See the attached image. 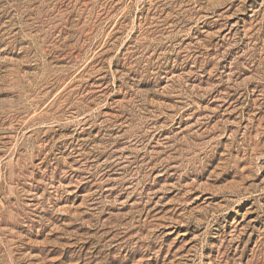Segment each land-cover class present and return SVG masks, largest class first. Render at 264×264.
<instances>
[{
  "label": "rangeland",
  "instance_id": "rangeland-1",
  "mask_svg": "<svg viewBox=\"0 0 264 264\" xmlns=\"http://www.w3.org/2000/svg\"><path fill=\"white\" fill-rule=\"evenodd\" d=\"M0 264H264V0H0Z\"/></svg>",
  "mask_w": 264,
  "mask_h": 264
}]
</instances>
